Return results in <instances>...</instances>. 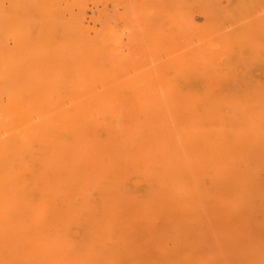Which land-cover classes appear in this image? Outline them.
Instances as JSON below:
<instances>
[{
  "label": "rangeland",
  "instance_id": "1",
  "mask_svg": "<svg viewBox=\"0 0 264 264\" xmlns=\"http://www.w3.org/2000/svg\"><path fill=\"white\" fill-rule=\"evenodd\" d=\"M0 241L264 264V0H0Z\"/></svg>",
  "mask_w": 264,
  "mask_h": 264
},
{
  "label": "bare ground",
  "instance_id": "2",
  "mask_svg": "<svg viewBox=\"0 0 264 264\" xmlns=\"http://www.w3.org/2000/svg\"><path fill=\"white\" fill-rule=\"evenodd\" d=\"M93 52V51H92ZM83 101V100H82ZM85 101V100H84ZM2 105V104H1ZM212 133V132H211ZM4 135H5V133H3ZM2 134V135H3ZM229 138V137H228ZM255 138V137H254ZM107 139V138H106ZM110 140V139H109ZM109 140H108V142H109ZM215 140V139H214ZM179 141V140H178ZM216 141V140H215ZM112 142V141H111ZM117 142V141H116ZM89 146V145H88ZM85 149V148H84ZM89 149V148H88ZM91 149H92V147H91ZM99 151V150H98ZM96 152V151H95ZM256 154V153H255ZM255 156V155H254ZM114 162V161H113ZM174 165V164H173ZM182 165H184V164H182ZM178 167V166H177ZM168 169V168H167ZM173 169H175V168H173ZM178 169V168H177ZM30 170V169H29ZM44 170V169H43ZM42 170V171H43ZM37 172V171H36ZM10 173V172H9ZM15 174V173H14ZM183 174V173H182ZM52 176V175H51ZM5 177V176H4ZM123 177V176H122ZM120 178V177H119ZM121 179V178H120ZM175 179V178H174ZM113 180V179H112ZM55 182V181H54ZM11 185H14V184H11ZM16 185V184H15ZM205 185V184H204ZM15 187V186H14ZM61 188V187H60ZM65 190V189H64ZM9 192V191H8ZM164 196H165V194H164ZM263 196V195H262ZM62 197V196H61ZM98 197V196H97ZM167 200V199H166ZM81 201H82V199H81ZM92 202V201H91ZM3 205V204H2ZM87 205H89V204H87ZM109 205V204H108ZM171 205V204H170ZM109 207V206H108ZM204 207V206H203ZM208 217V216H207ZM1 242V241H0ZM69 242H71V241H69ZM79 242V241H78ZM77 242V243H78ZM122 242V241H121ZM75 243V242H74ZM99 244V243H98ZM0 245H2V243H0ZM15 244H13L11 241H7L6 242V244L5 245H3V246H0V252L5 248V246H7V247H12V246H14ZM75 246V245H74ZM86 246V245H85ZM110 246V245H109ZM87 247V246H86ZM81 248V247H80ZM82 249V248H81ZM84 249V248H83ZM89 249V248H88ZM83 256H85V255H83ZM92 257V256H91ZM112 257H114V256H112ZM112 257H111V259H112ZM0 258H1V256H0ZM89 259H90V257H89ZM110 259V260H111ZM114 259H115V257H114ZM116 260V259H115ZM21 261L24 263V264H28L27 263V261L25 260V259H20L19 257H18V254H17V252L15 251V254H11L10 256H9V258H8V261H7V264H21ZM80 261V260H79ZM116 261H118L119 262V260H116ZM135 261V260H134ZM91 262V261H90ZM0 263L1 264H5L4 262H2L1 260H0ZM83 263V262H82ZM92 263V262H91ZM29 264H35L33 261H30V263Z\"/></svg>",
  "mask_w": 264,
  "mask_h": 264
}]
</instances>
